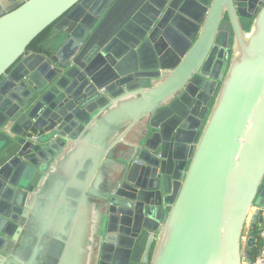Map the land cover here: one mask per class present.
<instances>
[{"label":"water","instance_id":"obj_1","mask_svg":"<svg viewBox=\"0 0 264 264\" xmlns=\"http://www.w3.org/2000/svg\"><path fill=\"white\" fill-rule=\"evenodd\" d=\"M262 210L264 0L0 14V264H242Z\"/></svg>","mask_w":264,"mask_h":264},{"label":"built area","instance_id":"obj_2","mask_svg":"<svg viewBox=\"0 0 264 264\" xmlns=\"http://www.w3.org/2000/svg\"><path fill=\"white\" fill-rule=\"evenodd\" d=\"M34 136V135H32ZM264 216V210L260 213ZM247 257L242 251V264H264V225L256 224L254 228V245L250 260L246 261Z\"/></svg>","mask_w":264,"mask_h":264},{"label":"crops","instance_id":"obj_3","mask_svg":"<svg viewBox=\"0 0 264 264\" xmlns=\"http://www.w3.org/2000/svg\"><path fill=\"white\" fill-rule=\"evenodd\" d=\"M22 1H24V0H0V14L14 8L18 4H20ZM57 34H58L57 31L53 28L51 33H49L48 36H46L42 42H39L37 44V46H35V49L30 48V47H29V49L32 51H34V50L42 51V50L51 49L53 47V44H54L56 38H57ZM36 47H38V49H36ZM255 209H256V207H253L251 212H253ZM248 222H249V220H248ZM247 231H248V229H247V227H245L244 234H246Z\"/></svg>","mask_w":264,"mask_h":264},{"label":"trees","instance_id":"obj_4","mask_svg":"<svg viewBox=\"0 0 264 264\" xmlns=\"http://www.w3.org/2000/svg\"><path fill=\"white\" fill-rule=\"evenodd\" d=\"M53 30V26L47 27L43 32H41L29 45L30 48H34L37 46L39 42H42L46 36ZM38 49V47H36ZM41 49V48H40ZM43 51V50H42Z\"/></svg>","mask_w":264,"mask_h":264},{"label":"flooded vegetation","instance_id":"obj_5","mask_svg":"<svg viewBox=\"0 0 264 264\" xmlns=\"http://www.w3.org/2000/svg\"><path fill=\"white\" fill-rule=\"evenodd\" d=\"M214 86H215V88H216V86H217V81L215 82V85H214Z\"/></svg>","mask_w":264,"mask_h":264}]
</instances>
